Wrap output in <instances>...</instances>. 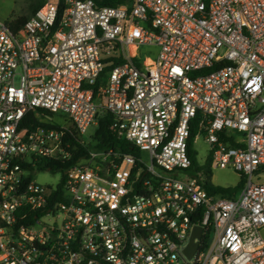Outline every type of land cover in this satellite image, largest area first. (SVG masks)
Wrapping results in <instances>:
<instances>
[{
  "label": "built area",
  "instance_id": "2783aa9c",
  "mask_svg": "<svg viewBox=\"0 0 264 264\" xmlns=\"http://www.w3.org/2000/svg\"><path fill=\"white\" fill-rule=\"evenodd\" d=\"M105 113L133 152L42 170L73 158V130L99 145L84 135ZM207 167L244 187L209 193ZM263 176L264 0H47L0 20V264H264Z\"/></svg>",
  "mask_w": 264,
  "mask_h": 264
},
{
  "label": "trees",
  "instance_id": "16d2710c",
  "mask_svg": "<svg viewBox=\"0 0 264 264\" xmlns=\"http://www.w3.org/2000/svg\"><path fill=\"white\" fill-rule=\"evenodd\" d=\"M47 0H36L35 2L30 4L29 7V12L26 14V16H22L16 19H13V25L16 27H19L23 25L27 20H29L46 2ZM99 6H110V7H115L119 5H130L133 0H94ZM106 75V74H105ZM28 123L33 124L34 126L36 125H41L39 121L35 118L34 114H30L27 118ZM112 121V116L110 114H103L102 117L100 118L99 121V127L96 132L97 139H99L100 144L92 147L90 144H86L85 146L80 145L78 142L80 140V136L77 134L75 130H73V135L70 136L68 134L69 139H71V142L75 148V153L73 158L63 164V163H54L52 161H45L42 165V170L45 169H51L54 172H64L66 168H69L70 166L76 164L78 161H80L81 158L85 157L88 154V151L91 149L95 150H102L105 149L106 147H114V148H119L125 146L126 151L133 152L127 145H125L124 141L119 140L115 133H113L110 129L109 126ZM193 159V164L194 166H197V159L195 156H192ZM206 176L207 179L205 181V188L208 190L209 193L211 194H220V195H225V196H234L237 194L245 184L244 178L241 176V180L239 184L233 188H223L219 186H215L211 182L212 178V173L211 170L206 168ZM61 190V187H60Z\"/></svg>",
  "mask_w": 264,
  "mask_h": 264
},
{
  "label": "rangeland",
  "instance_id": "374dc122",
  "mask_svg": "<svg viewBox=\"0 0 264 264\" xmlns=\"http://www.w3.org/2000/svg\"><path fill=\"white\" fill-rule=\"evenodd\" d=\"M36 0H0V20L11 21L13 19L26 16L29 12L30 4ZM55 122L62 124L67 118L63 114H58L53 116ZM97 132V127L95 125L89 127L84 135V139L87 143H94V136ZM196 152L198 153V162L202 161L204 157L208 154V146L203 142H200L196 146ZM60 180V175L53 174L50 172H38L34 176V181L45 186H56ZM241 176L239 173L231 169H214L211 182L215 186L223 188H233L239 184ZM264 182V176L260 179ZM264 236V230H263Z\"/></svg>",
  "mask_w": 264,
  "mask_h": 264
},
{
  "label": "water",
  "instance_id": "95a60500",
  "mask_svg": "<svg viewBox=\"0 0 264 264\" xmlns=\"http://www.w3.org/2000/svg\"><path fill=\"white\" fill-rule=\"evenodd\" d=\"M201 234H202V228L201 227H196L194 229V232H193V235H192V238H191V241H190V245L185 250V252H186V254H187V256L189 258L193 255V253L195 252V250L198 247V243L195 242L194 240H195V238H200Z\"/></svg>",
  "mask_w": 264,
  "mask_h": 264
}]
</instances>
